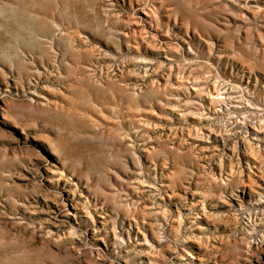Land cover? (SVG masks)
Masks as SVG:
<instances>
[{
  "label": "rangeland",
  "instance_id": "obj_1",
  "mask_svg": "<svg viewBox=\"0 0 264 264\" xmlns=\"http://www.w3.org/2000/svg\"><path fill=\"white\" fill-rule=\"evenodd\" d=\"M0 264H264V0H0Z\"/></svg>",
  "mask_w": 264,
  "mask_h": 264
}]
</instances>
